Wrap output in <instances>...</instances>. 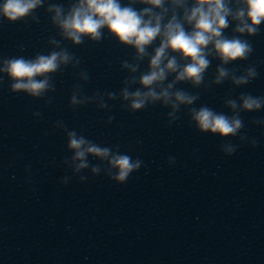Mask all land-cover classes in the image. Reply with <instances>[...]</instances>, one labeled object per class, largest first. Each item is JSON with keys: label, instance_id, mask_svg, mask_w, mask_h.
<instances>
[{"label": "clouds", "instance_id": "9594fccd", "mask_svg": "<svg viewBox=\"0 0 264 264\" xmlns=\"http://www.w3.org/2000/svg\"><path fill=\"white\" fill-rule=\"evenodd\" d=\"M45 3L46 0H0V18L10 24L29 19L38 23L35 13ZM45 11L50 14L51 23L61 39L48 41L52 50L47 54L0 60V74L9 79L12 93L43 99L47 93L55 92L53 77L69 66L76 69L80 64L61 42L69 41L73 46L83 44L85 39L99 42L107 30L120 45L134 50L131 62L121 63V68L129 75L122 81L123 87L118 94L95 92L86 96L82 94L81 85H75L69 99L71 108L95 103L100 109H107L105 97L109 101L120 100L121 106L133 113L159 104L170 109L167 113L169 126L179 119L182 109H187L190 126L201 134L225 141L220 145L224 156L231 157L240 147L232 143V138L238 137L241 144L247 142L257 147L255 138L241 134L245 129L241 113L264 109V95L240 93L236 99H226L224 107L230 110L229 115L207 105L194 107L200 99L199 93L177 85L188 84L198 89L202 85L218 86L229 81L234 87H242L256 79L259 73L255 65H249L239 75L237 68L227 66L247 61L252 55L253 45L245 37L259 35L264 25V0H127L126 3L123 0H72L67 8L63 4L48 3ZM230 26L231 36L225 34ZM212 59L219 60V64L214 78L205 85ZM145 60L147 69L140 71ZM77 75L81 81L89 79L87 72L80 71ZM0 83H3V76H0ZM135 85L138 87L133 90ZM46 103L50 105L51 98ZM33 115L39 117L41 114L35 112ZM113 119L109 116L107 122ZM251 123L264 125V118L253 119ZM53 127L64 131L66 148L71 153L61 163L73 176H78L81 183L88 180L81 173L88 171L92 176L103 173L109 180L123 185L144 165L139 157L121 152L119 145L101 146L82 133L69 130L63 121H56ZM90 157L99 163L92 164ZM167 163L173 165L175 158L169 156ZM70 179L65 176L61 183L67 185Z\"/></svg>", "mask_w": 264, "mask_h": 264}]
</instances>
